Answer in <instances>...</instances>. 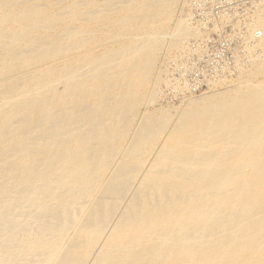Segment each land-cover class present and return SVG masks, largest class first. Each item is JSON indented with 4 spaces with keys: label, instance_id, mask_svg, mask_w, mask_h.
I'll list each match as a JSON object with an SVG mask.
<instances>
[{
    "label": "bare ground",
    "instance_id": "bare-ground-1",
    "mask_svg": "<svg viewBox=\"0 0 264 264\" xmlns=\"http://www.w3.org/2000/svg\"><path fill=\"white\" fill-rule=\"evenodd\" d=\"M193 1L0 0V264H264V0Z\"/></svg>",
    "mask_w": 264,
    "mask_h": 264
},
{
    "label": "rangeland",
    "instance_id": "rangeland-1",
    "mask_svg": "<svg viewBox=\"0 0 264 264\" xmlns=\"http://www.w3.org/2000/svg\"><path fill=\"white\" fill-rule=\"evenodd\" d=\"M181 2L182 1H180V3H179V7H178V9H177V11L175 12V17L177 18L178 17V15H179V12L181 11V8H182V4H181ZM194 3H191L190 2V16H192V18L190 17V19L192 20L193 18V21L192 22H195V23H198V21H201V20H203V17H204V14L205 15H207V12L205 11V10H203V9H205L204 7H205V5H206V2L204 3V4H202L200 7L202 8L203 7V9H200V7L198 6V8H197V11H198V15L196 14V10L194 9V7H195V5H196V7H197V5L198 4H196L195 3V1H193ZM192 4V5H191ZM195 4V5H194ZM193 5H194V7H193ZM199 9H200V11L202 12V13H204V11L206 12V13H204L203 15H200V14H202V13H200V11H199ZM191 11H192V13H191ZM194 11V12H193ZM192 14V15H191ZM200 15V16H199ZM195 16V17H194ZM210 18V19H209ZM201 19V20H200ZM207 19L211 22H216L218 19H215V20H212V18H211V16L210 15H207ZM206 21V20H205ZM209 21L207 22L208 24H209ZM225 28H227L228 30H229V25L228 24H226L224 27H221L220 28V32H219V34L218 33H216L215 34V32H213V33H210L209 34V38H208V41H206V43H205V41L204 42H201L200 44H201V46L202 47H204V49H206V46H207V51L205 50V53H204V55H202V57L199 59V60H197V61H199V62H197V61H195V63H198L197 64V66L199 67H195V66H193L194 67V71L192 70V69H189V71L191 72V74L189 73H184L183 72V70H181V69H183V67H182V65L179 67V69L176 71V73H175V71L174 72H172V75L174 74V76L172 77V79L173 78H176L177 79V77L178 76H176V75H179V79L181 80V78H180V75L182 74V76L184 77V79L182 78V80L181 81H183L184 80V82H186L187 81V88L189 89L188 90V92L189 91H192L193 93L195 92V90H199L200 89V87H201V89H205V83H201V81L202 82H204L205 80H206V77H209L208 78V80H206V81H209L210 80V82L212 81V79H213V77L215 78V76H217V75H215L214 74V67L216 66V68L217 69H215V70H222V71H224L225 70V68L226 67H224V68H221V67H218V65L219 66H221V65H225V66H228V65H226V64H223V63H225V61H228L229 63L232 61V58L234 57V55L237 53V50H236V48H238V45H239V43H238V32H235L234 34L236 35V33H237V38H236V36L234 35V34H228V32L230 33V31H226L225 30ZM225 32V33H224ZM227 32V33H226ZM226 35H228V36H230V35H232V37H228V36H226ZM234 35V36H233ZM229 39H228V38ZM225 39H227L228 41H234V39H235V41H237V44L235 45V44H233L232 46H230L229 48H228V53H227V55L226 56H222L223 54L220 52V51H218V48H217V42L218 41H221V40H225ZM191 43H193L192 41L190 42V45H192ZM194 43H196V42H194ZM194 43H193V45L192 46H194ZM203 43V44H202ZM206 45V46H205ZM210 46V47H209ZM234 49L236 50L235 51V53H234ZM207 52V53H206ZM222 54V55H219V54ZM206 54V55H205ZM234 54V55H233ZM195 58V60L197 59V56H191V57H188L187 58V60H189V59H193V58ZM213 58V59H212ZM208 59H211V60H208ZM194 60V59H193ZM193 60H190V61H193ZM204 60V61H203ZM209 62H208V61ZM190 61H188V62H190ZM213 61V62H212ZM218 61V62H217ZM182 62V61H181ZM207 62H208V64H207ZM211 62V63H210ZM220 62V63H219ZM210 63V64H209ZM213 63V64H212ZM219 63V64H218ZM216 64V65H215ZM218 64V65H217ZM200 65V66H199ZM202 65V66H201ZM211 65H213V66H211ZM204 66H207V67H204ZM192 67V68H193ZM200 67H201V69L203 70V71H205V74H207L206 76H205V74H204V72H202L201 71V69H200ZM212 68V69H210V68ZM181 68V69H180ZM204 68H205V70H204ZM219 68V69H218ZM179 70H181L180 71V73H179ZM197 70V71H196ZM199 70V71H198ZM202 73H201V72ZM213 71V72H212ZM181 72H183V73H181ZM199 73V74H197L196 75V73ZM208 73H209V75H208ZM210 73H212V74H210ZM184 74L186 75V76H184ZM204 75V76H203ZM212 75V76H211ZM188 76V77H187ZM202 76V77H201ZM229 76V74H226V76H224L225 78H227ZM195 77V78H194ZM200 77H201V79H200ZM204 77H205V79H204ZM185 78H187V79H185ZM223 78V77H222ZM200 80V81H199ZM214 80V79H213ZM198 81V82H197ZM227 81H235V78H233L232 77V79H230V80H227ZM195 83H196V85H195ZM191 84V85H190ZM194 85V87H196V88H194L193 87V85ZM203 84V85H202ZM201 85V86H200ZM200 86V87H199ZM166 88H167V90H166ZM170 89H172V88H168V86L166 87V86H164L163 87V92H165V93H167V95H166V100H164L163 99V101H161V104L164 106L165 105V107H167L168 109L170 108V110L172 111L173 110V112H177V110L179 111L180 109H181V103H180V101H181V99H182V96H184V97H187L188 96V92L187 93H184V94H186V96L184 95V94H180V93H178V92H174L173 90L172 91H170ZM192 89H194V90H192ZM168 91V92H167ZM169 91H170V93H169ZM174 92V93H173ZM197 93V92H196ZM165 95V94H164ZM174 95V96H173ZM178 96H181V97H178ZM168 97V98H167ZM178 99V100H177ZM170 100V101H169ZM167 101H169L168 103H167ZM172 101V102H171ZM171 102V103H170ZM171 104V105H170ZM175 109H174V108Z\"/></svg>",
    "mask_w": 264,
    "mask_h": 264
},
{
    "label": "built area",
    "instance_id": "built-area-1",
    "mask_svg": "<svg viewBox=\"0 0 264 264\" xmlns=\"http://www.w3.org/2000/svg\"><path fill=\"white\" fill-rule=\"evenodd\" d=\"M252 1L255 0H207L205 5V11L208 15L211 16L212 20L220 19L224 14H227L231 17H238L241 15L244 9L249 5ZM194 9L197 12V7L195 5ZM226 31H229L225 28ZM233 44H237V41H228L227 39L221 40L217 42L218 51L221 53L219 55L226 56L228 53V48Z\"/></svg>",
    "mask_w": 264,
    "mask_h": 264
}]
</instances>
